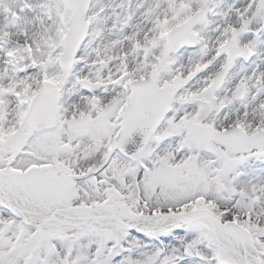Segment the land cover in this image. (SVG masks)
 Masks as SVG:
<instances>
[{"label":"snow or ice","instance_id":"obj_1","mask_svg":"<svg viewBox=\"0 0 264 264\" xmlns=\"http://www.w3.org/2000/svg\"><path fill=\"white\" fill-rule=\"evenodd\" d=\"M0 264H264V0H0Z\"/></svg>","mask_w":264,"mask_h":264}]
</instances>
